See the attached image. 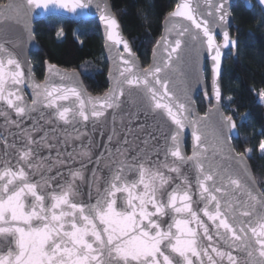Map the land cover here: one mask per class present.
I'll return each mask as SVG.
<instances>
[{
    "label": "snow or ice",
    "instance_id": "obj_1",
    "mask_svg": "<svg viewBox=\"0 0 264 264\" xmlns=\"http://www.w3.org/2000/svg\"><path fill=\"white\" fill-rule=\"evenodd\" d=\"M93 2L27 0V6L68 9L75 13L89 9ZM205 3L214 9L207 13L208 18H203L200 5L197 3L194 7L193 0H180L176 4L168 17L190 21L196 31L186 24H174L180 38L174 45L164 37L158 40L153 48L156 62L143 70L105 3L100 9V20L105 27L107 46L111 50L112 46L123 45V53L116 79L120 91L113 88L101 97H87L78 81H74L76 87L71 89L55 85L49 88L50 80L35 83L29 73L27 79L33 92L29 104L22 95L25 73L21 63L0 43V116L5 117L4 125L17 126L18 132L13 135L19 140L15 164L0 163V264H223L225 259L227 264H264V193L256 189L245 155L233 156L228 143L231 137L224 136V130L232 133L236 129L235 122L231 116L220 117L218 127L212 130L215 144L209 155L207 121L210 117L189 120L193 112L190 98L185 93V102H179L180 97L173 94L171 81L166 78L168 70H179L187 43L184 38L190 37L200 49L206 46L212 61L214 95L220 100L217 77L221 72L222 47L236 48L237 41L224 31L223 45L216 43L214 29L223 28L229 21L226 0H219L218 4L215 0H205ZM258 3L264 6V0ZM22 7L13 2L0 4V22L19 20ZM96 7L100 8L99 0ZM198 12L202 17L199 20ZM161 46L167 53L162 64L158 59L163 55ZM52 71L55 69L50 66ZM56 74L62 80L75 76V73ZM110 76L115 73L110 72ZM70 97L79 101L78 107L63 105ZM259 97L264 100V89ZM165 99L167 103L162 102ZM126 103L135 111L125 112ZM3 105L15 112L16 120L8 118ZM45 110L51 111L46 123L62 122L65 126L63 139L56 127L45 128L40 124ZM108 110H112L110 132L103 142V151L95 157L97 167L86 176L84 160L92 164L93 152L99 145L86 134L75 136L80 143L72 151H67V145L72 139L71 133L79 132L76 125L80 121L85 125L90 122L93 132L97 130L96 125H101L103 135ZM35 112L40 113L39 119H33L31 127H20V122ZM140 114L166 115L175 126L169 128L170 135L164 138L165 163L162 165L145 158L149 155L148 146H152L157 156L160 152L153 132L146 133L142 141L145 147L133 145L129 140L131 127L120 139L126 124L138 120ZM139 127L143 130L145 125ZM186 127L192 129L191 156H184L181 147ZM0 137L4 138L7 156L8 150L17 144H8L3 132ZM43 148L48 149L49 155L40 157ZM135 148L139 150L129 157ZM259 150L264 153V140ZM77 151L81 160L79 167H75L77 157L73 155ZM225 155L230 161L235 160L239 168L216 163L217 157ZM169 158L173 165L179 166L170 167ZM102 161L110 162L106 165L107 176H97ZM146 163L154 164V170L146 169ZM53 170L55 175H51ZM130 171L139 172L138 181L129 182L126 173ZM36 175L39 179L34 180ZM60 178H63L62 184L58 183ZM81 183L87 184V199L81 196ZM94 183L97 190L92 202ZM235 193L245 199H234ZM201 213L211 222V228L201 219ZM232 249L240 255H233Z\"/></svg>",
    "mask_w": 264,
    "mask_h": 264
},
{
    "label": "water",
    "instance_id": "obj_2",
    "mask_svg": "<svg viewBox=\"0 0 264 264\" xmlns=\"http://www.w3.org/2000/svg\"><path fill=\"white\" fill-rule=\"evenodd\" d=\"M237 0H226V8L229 12V21L228 24L225 25L223 28L217 27L214 29L215 33V39L216 43L219 45H223V32L228 31L230 34L231 39H235L237 41L236 48H233L231 45L227 47H222V57H221V72L220 75L217 77L218 86L220 89L221 97L220 100L217 101L214 95V88H213V74H212V61L211 58L207 52L206 46L203 49H200L197 47L196 43L194 41H191L190 37H185L184 39L187 41V43L184 45V52H183V58L181 61V64L179 66L178 71H167V76L171 81L170 88L173 92V94L177 97H180L181 103H184V96L185 93H187V96L191 100V108L193 110L192 115L188 116L189 120L197 119L199 117H205L208 116L210 119L207 121L208 123V147H209V155H211L212 147L215 144V141L213 140L212 136V130L213 128L218 127V123L220 120V117H227L228 115L223 110V97L224 93L221 87V76L223 71V62L225 57L232 53V55H236L237 53V47H238V38L237 36L231 34L230 29L234 25L233 22V16L231 13V7L236 3ZM242 2V4L247 9H251L253 5L255 4L260 12L264 15V6L260 5L258 3V0H239ZM16 3L22 5V11L20 14L19 20L13 19L6 22H0V43H3L5 45V48L12 53V55L18 59L21 63V70L25 73V84L22 85V95L24 96L25 100L30 104L33 99V92L32 88L29 87V81H28V75L30 73L31 77L33 78L35 83H44L46 80H50L49 88H51L53 85L56 87H63L64 89H71L73 87H76V84L74 81H78L79 85L83 88L84 93L87 97H101L105 95L106 93H109L113 88L117 92L120 91L119 87L116 86V79L118 78L119 72L118 69L122 67L119 64L120 60V54L123 53V45L120 46H112L111 50H109V47L107 46L106 42V32L103 22L100 20V15L102 9L104 7V4L107 3L110 7V10L112 14L116 17L114 14L112 7L108 0H99L100 8L96 7V0H94L92 6L89 9L86 10H77V12L73 13L72 11L68 9H59V8H49L48 10L44 9H36L34 7L29 8L27 6V0H4L3 2H0V4H7V3ZM180 2V0H176V4ZM200 5V12L203 13V18H208L207 13L210 10L208 5L205 3V0H193V6L195 7L196 4ZM215 3H219V0H215ZM174 8L171 10L173 11ZM170 11V12H171ZM169 12V13H170ZM200 12L197 13V19H201ZM164 17L161 23V33L159 38L156 40L155 44L153 45L150 56H149V63L147 66L143 67L137 54L132 49V46L130 44V41L127 39V37L124 35L122 27L120 25V22L118 18L116 17L118 24H119V31L120 35L128 41L131 51L135 54L136 61L139 65V68L141 70L149 67L156 61L154 60V54H153V48L156 46V43L158 40H160L162 37H164L167 41H170L172 45L175 44V40L180 38L178 36L179 29H174L173 25L176 23H182L186 24L188 27L192 28L193 31H196L194 29V26H192L190 21L183 20V18H169L168 14ZM49 16H59L65 19H68L73 22H95L99 28L101 39H102V51H103V57L105 59V62L107 64V70H106V81H107V89L101 93V94H92L89 92L82 80V77L77 69H65L62 67L57 66L56 64H51L47 61L44 62V72L41 79L37 78L34 74V67L32 65L31 61V54L38 52L40 50L39 44L36 41L34 31H35V23L44 20L45 18ZM169 29H173L171 32H169ZM202 35V33H201ZM170 50V49H169ZM160 53H163L162 56H159L158 59L160 60L161 64L163 63V60L167 58V53L164 52L163 46L160 48ZM214 54V53H213ZM125 58H127L125 54ZM7 59V57L5 58ZM114 61L116 63H114ZM50 66H53L55 71L50 72ZM207 66L208 69V78L206 80L204 68ZM75 73V76H68L64 77L63 80L61 79L60 75H57L56 73ZM110 72L115 73V76H110ZM163 75V73H162ZM125 93L127 94L128 88L125 85ZM159 87V86H158ZM161 91H163L161 89ZM133 95H137L136 92H133ZM198 95H201L204 99L206 108L204 112H199L197 105H196V98ZM84 98V97H82ZM127 97H125L126 99ZM162 102L167 103L168 101L165 99ZM64 106L66 107H78L79 101H75V98L70 97L69 101H63L62 102ZM91 108V106H89ZM123 109L125 112L128 111H135L134 108H131L129 104H124ZM3 111H6L8 113V118L10 120H16L15 112L13 110L7 109L6 105H3ZM211 110V111H210ZM111 112L112 110H108L107 112V120L108 123L103 126V135H101L100 129L101 125H96V131H92V124L89 122L85 125V122L80 121L76 127L79 129L78 133H71V129L69 128V132L71 133V141L67 145V151H72L73 147L76 144H79L80 141L75 140V136L78 134H86L87 136H92L94 138V142L99 145V147L93 152V163L88 164L87 160H84V163L87 165L85 175L90 176L91 175V169L93 167H97L95 164V157L100 154L101 151H103V142L107 140V136L111 129ZM40 113L35 112L32 114L31 118H26L23 121L20 122V127L28 128L32 126L33 119H39ZM51 117V111L45 110V116L42 120H40V124L43 125L45 128L48 127H56L57 132L60 135L61 139L64 138L66 135L63 132V128L65 127L62 122L59 125L48 124L46 123L49 118ZM233 121L236 124V129L232 133H228L227 130H224V136L228 137L230 135V139L228 140V143L231 145L232 149V155L235 156V154L239 153L234 149L233 146V140H236L239 137V130L237 126V122L234 118H232ZM263 119H264V112H263ZM5 117L0 116V125H3V127H0V132L4 133V136L7 137V143L12 144L13 142H16L17 147L16 148H10L8 150V155H4V138L0 137V163L4 162H11V164H15L16 161V155L15 153L18 150L19 147V140L13 133L18 132V128L15 124L13 125H4ZM156 121H159L157 124ZM120 123V117L117 116V124ZM144 124L145 128L143 130L140 129L139 125ZM155 125V127H153ZM128 127H131L133 131L131 133H128L129 140L132 142L133 145H138L139 147H145L142 143L146 133L153 132L154 135L158 138V144L160 148L159 155H156V152L153 150L152 146H148V156L145 157L146 159H150L153 162H159V164L165 163L164 159V144H165V136L170 135L169 128L175 127L172 125L171 120L166 116L162 115L160 117H153L151 115L145 117L143 114L139 115L138 120L132 121L130 125H127L124 127V129L121 131L120 139L124 138V134L127 133ZM120 129H118L119 131ZM192 129L191 127H186L183 131L182 136V150L184 156H191L193 154V140L191 135ZM43 134L42 132L40 133ZM86 142V140H85ZM156 143V142H153ZM188 143V151L186 150V146ZM139 150V148H135L132 152L128 154V156L135 155L136 152ZM244 154V153H241ZM49 151L47 148H43L40 153V157L48 156ZM54 155V152H53ZM73 155L76 158L75 160V167H79L81 160L79 159V152H74ZM245 155V154H244ZM125 157H118V159H124ZM39 159V158H38ZM245 162L248 164V170L255 179V176L253 174V171L251 169V166L249 164V161L245 155ZM109 161H102V163L98 166L99 170L97 172V176H107L109 175L106 165L109 164ZM168 165L171 166H179V165H173L172 159L169 158L167 161ZM216 163L222 164L224 167H233V168H239V165L235 160H229L227 156L224 157H217ZM146 169H153L154 170V164H148L145 165ZM190 168V166H188ZM165 171H167L165 169ZM51 175H55V170L51 173ZM127 178L129 182L132 180H139V172L138 171H130L126 173ZM194 177V172L192 173ZM70 178V177H69ZM35 179H39V175H36L34 177ZM256 181V179H255ZM58 183H63V178H60L58 180ZM54 186V185H53ZM256 189L263 193L260 187L257 184L256 181ZM96 190L97 185L94 183L91 190V196H92V202H95L96 197ZM142 186H141V189ZM89 195V190L86 183H81V196L84 199H87ZM234 199H240L243 200L245 197H243L240 193H235ZM239 214V212H238ZM201 219L205 221V223L209 224L211 228V222L207 221V218L204 217L201 213ZM246 222V218H245ZM233 255L239 256L240 253L232 249ZM242 258V257H241ZM223 264H227V261L223 262Z\"/></svg>",
    "mask_w": 264,
    "mask_h": 264
},
{
    "label": "trees",
    "instance_id": "obj_3",
    "mask_svg": "<svg viewBox=\"0 0 264 264\" xmlns=\"http://www.w3.org/2000/svg\"><path fill=\"white\" fill-rule=\"evenodd\" d=\"M108 1L142 66H147L151 49L161 33L162 20L174 8L176 0ZM231 13L234 25L230 32L237 36L238 47L236 55L229 53L223 62V104L230 109L226 114L235 120L237 109L245 108L237 123L239 137L233 140V146L237 152L246 155L264 193V154L259 150V144L264 140V100L259 97L264 89V15L255 4L247 9L239 0L231 7ZM34 26L40 50L32 53L30 58L37 78H42L47 61L65 69H77L92 94H101L107 89V64L95 22L76 23L49 16ZM204 73L207 80V66ZM195 101L199 112H204L206 105L202 96L198 95ZM245 149L251 151L245 152Z\"/></svg>",
    "mask_w": 264,
    "mask_h": 264
},
{
    "label": "rangeland",
    "instance_id": "obj_4",
    "mask_svg": "<svg viewBox=\"0 0 264 264\" xmlns=\"http://www.w3.org/2000/svg\"><path fill=\"white\" fill-rule=\"evenodd\" d=\"M32 65H33V63H32ZM33 67H34V65H33ZM223 110L225 112H227V113L230 111V109H228V107L225 106L224 104H223ZM244 113H245V108L244 107L243 108H240V109H237V111H236V114H237V116H236V122L237 123L242 119Z\"/></svg>",
    "mask_w": 264,
    "mask_h": 264
}]
</instances>
